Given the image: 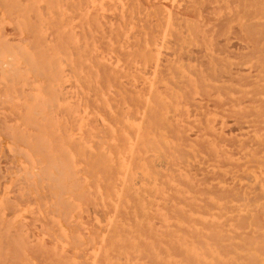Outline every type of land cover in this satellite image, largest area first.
I'll list each match as a JSON object with an SVG mask.
<instances>
[{
    "label": "bare ground",
    "instance_id": "1",
    "mask_svg": "<svg viewBox=\"0 0 264 264\" xmlns=\"http://www.w3.org/2000/svg\"><path fill=\"white\" fill-rule=\"evenodd\" d=\"M158 13L150 32L116 31L94 41L52 31L39 44L26 32L19 39L29 40L25 46L35 51L43 43L55 64L59 52L75 59L82 144L93 142L95 151L87 154L97 181L91 191L96 203L88 210L95 218L88 222L61 216L52 229L56 236L41 239L2 233L7 261L17 257L11 264L25 256L39 264H264V0H163ZM197 48L204 57L194 64L191 52ZM52 66L49 82L62 90L64 79ZM72 81L67 85L75 86ZM254 165L257 175L247 171Z\"/></svg>",
    "mask_w": 264,
    "mask_h": 264
},
{
    "label": "rangeland",
    "instance_id": "2",
    "mask_svg": "<svg viewBox=\"0 0 264 264\" xmlns=\"http://www.w3.org/2000/svg\"><path fill=\"white\" fill-rule=\"evenodd\" d=\"M162 1L163 0H0V238H2L1 236H3L4 233L10 232V230H14L15 233L11 236L15 238L20 236L26 237L27 239L30 237L41 239L49 236H56L55 232L52 229L56 228V225L59 222H62L63 219H61V216H63L62 218L67 217L68 219L77 221L81 224L88 222V219H92L95 216L93 212L90 213L88 212V210L90 211L91 209H93V203H96V199L92 192L97 179L93 177L95 173V165H92L94 164L93 156H91V154H87L89 150L92 152L95 151V148L93 146L92 140L90 142H85V147L82 144L83 131H81V127L79 126V113L77 110H80L83 107V104L80 99L81 94H79V78L77 77V75L75 77L74 74L75 72H77L78 68H76L77 64L75 62V59L72 56H62L60 54L61 52H59L58 54L57 51L56 54L59 55V59L55 60V64L52 60H50L47 51L42 45L43 43L39 45L40 47H43V49L36 50L40 54L38 58V54L35 53L34 55V53L32 52H36L35 49L33 50L32 48H28L25 46V44L30 41L26 40L25 42H19V39L25 38L26 32H29L27 33V37L34 39L38 44L41 43L40 40L43 42V39L48 42L49 37L52 36V34L48 32L52 33V31H54L53 35L56 36L63 35L70 36L71 38H76L77 36H85L87 38H93L94 41L97 36H109L114 32L116 33V31H118V33H131L135 31L150 32L152 30H155L156 26L158 25L160 13L157 14V12H160L161 10ZM105 2L107 3L105 4ZM69 3H71L72 6ZM37 5L44 8V10H41V7ZM106 5L111 6L106 7ZM67 7L68 9H66ZM22 9L26 12H24ZM43 11L47 14H44ZM31 18L33 19V21ZM114 21L116 22L114 23ZM49 22H51V24ZM91 24H94V28H92L93 25ZM28 26L31 28H28ZM206 26L209 27L208 24H206ZM11 27L13 29H10ZM11 38H14V40ZM17 44L21 45L24 48H16L18 47ZM96 45L100 46L99 43H97ZM196 45L197 46L195 47L202 46L201 43L199 44L201 46H199L198 44ZM27 46L29 45L27 44ZM212 46L214 50L215 48H217L215 42H212ZM202 51V48H197L193 50V52H191L193 53L191 56L192 63L198 64L202 57H204ZM19 52L20 54H18ZM43 53L45 54L44 56ZM66 53H68V51H66ZM196 53L198 55H196ZM193 55H195V58L193 57ZM197 56H201V59ZM23 57L28 58L26 60H29V62H27L26 60V62L23 61L25 59ZM39 59L41 60V63H43V65H40L41 63H37L38 61H40ZM194 60H197V62L195 63ZM30 61L34 64L30 63ZM68 61L70 62L68 63ZM119 61H121V59H119ZM27 63L29 64L27 65ZM44 63H46V65L48 66L47 73L44 72V70H46L45 68L47 67L44 65ZM73 63L76 64V66ZM51 64L53 66L55 65V68H57L56 70H58V72L64 79L63 84L66 87L62 90H55V88H53V86L49 82V76L47 75L48 73L50 74L52 72L50 68ZM66 64L70 66L69 71L67 70L68 68L66 67ZM31 66H35V70H32ZM65 67L67 71L65 70ZM13 69L15 71L11 73V70ZM37 69L39 71H37ZM15 72H17L18 74ZM41 73L43 74L42 76H47L46 81H44ZM69 73L71 75H69ZM6 76L10 79L7 80ZM39 76H41V78ZM70 80H73L72 82L76 80V85H71L72 87L68 86L67 84L68 82H70ZM2 84H4L3 87ZM16 87H20V94H18L19 89ZM46 90H50L48 91V94H46ZM65 90L67 92H63ZM61 93H63V96L61 95ZM65 94L69 96L67 98H63ZM51 95L54 97H52ZM75 99H79V101ZM75 101L77 104L75 103ZM42 103L49 104L50 106L48 105L49 107H47V105H43ZM54 103H56V105ZM17 104H19L20 106ZM21 105H24L25 107H21ZM52 105L56 107L52 108ZM59 108L60 110H62H58ZM37 110L39 113H36ZM32 111H34V113H32ZM64 112L65 114L67 113L66 117ZM30 118L34 119L35 122H33ZM61 122L64 124H62ZM54 123L56 125H54ZM45 124H47L48 127H46L47 125ZM70 124H73L72 127L70 126ZM30 125L32 127V130L30 128ZM188 127L192 126L189 124ZM4 135H6L7 137H5ZM19 136L22 138L21 140ZM33 136H35L36 138ZM24 138L26 139L25 144L23 143ZM73 142L76 143L74 144ZM194 146L195 148H198V152H200L199 147L195 143ZM33 148L35 150L39 148L38 152ZM193 148L192 151H194L195 149ZM32 149L34 151H32ZM39 151L41 152L39 153ZM200 153L204 155L202 151ZM61 154L62 156H60ZM77 154L79 155V157ZM6 156H8V158ZM77 158H79V160ZM81 158L82 161L80 160ZM56 159H58V164ZM50 160L52 161L50 162ZM42 165L46 167L45 172L50 175L47 176V174L44 173L43 169L45 167ZM39 166H42V169H39ZM53 167L57 170L56 172ZM41 170L43 171L41 172ZM247 171L254 175H257L260 172V168L254 165L251 168H248ZM40 174L42 175V177ZM38 178L41 179L39 180ZM56 178L57 180H55ZM36 179L39 181L36 182ZM66 179L68 181H66ZM216 180L217 179H212L210 180V182H215ZM238 180L240 182L244 181L243 179ZM43 181H45L46 183ZM74 182L77 184L80 183L78 184L79 188H76L74 186ZM88 182L91 183V186H89ZM71 184H73V186ZM13 185L15 186L13 187ZM83 190H86L84 191V194H86L87 192V195L82 194ZM50 192L53 194L52 197V194ZM36 193L38 195H36ZM57 193L60 195H58ZM56 196L57 199L59 198L58 202L56 201ZM77 196L79 199H75ZM81 196H86L84 198L86 200H81L80 198H83ZM22 199H24V201ZM82 201H84L85 203H83ZM40 203H42V206L39 205ZM60 203L62 206H60ZM66 203L69 204L68 207H66ZM86 205L88 207H86ZM48 206L50 208V212L48 210ZM7 207L12 210L8 209ZM55 207L57 208L56 211L54 209ZM83 207L86 208V210H83ZM53 214L56 215L54 216ZM80 215H84L83 219ZM38 217H40L41 220H38ZM45 217L48 218V221H46L47 219ZM41 221L46 224H43ZM47 223H49V225ZM52 224H54L55 226H53ZM41 229L43 231L45 230V233L43 231L41 232ZM4 238L5 237H3V239ZM2 247H4V245L1 244L0 264L13 263V261L15 260V258L17 259V257L13 258L11 262L7 261L6 257L9 254L7 253L5 247L3 249ZM13 255L15 256V253H12V257ZM16 255H18V253ZM19 264H39V262L36 258L34 259L30 256H25L24 259H21Z\"/></svg>",
    "mask_w": 264,
    "mask_h": 264
}]
</instances>
